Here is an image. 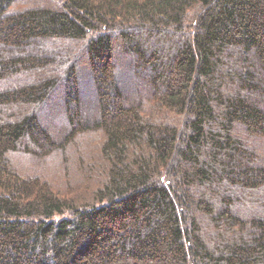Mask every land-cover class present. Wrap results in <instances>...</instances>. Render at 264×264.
<instances>
[{
    "label": "trees",
    "instance_id": "16d2710c",
    "mask_svg": "<svg viewBox=\"0 0 264 264\" xmlns=\"http://www.w3.org/2000/svg\"><path fill=\"white\" fill-rule=\"evenodd\" d=\"M0 264H264V0H0Z\"/></svg>",
    "mask_w": 264,
    "mask_h": 264
},
{
    "label": "rangeland",
    "instance_id": "374dc122",
    "mask_svg": "<svg viewBox=\"0 0 264 264\" xmlns=\"http://www.w3.org/2000/svg\"><path fill=\"white\" fill-rule=\"evenodd\" d=\"M46 3H48V1H46ZM49 4H53V2L52 1L50 2L49 1ZM48 170H49V168L46 169V171H48ZM75 175L76 176H79V172H75ZM57 180L61 183L63 180H66V177H63V175H60V176L57 177Z\"/></svg>",
    "mask_w": 264,
    "mask_h": 264
}]
</instances>
